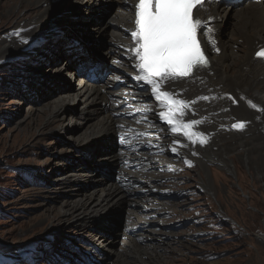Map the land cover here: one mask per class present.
<instances>
[{
	"label": "rangeland",
	"instance_id": "rangeland-1",
	"mask_svg": "<svg viewBox=\"0 0 264 264\" xmlns=\"http://www.w3.org/2000/svg\"><path fill=\"white\" fill-rule=\"evenodd\" d=\"M36 2L0 0V52L5 46L12 49L0 59V258L12 264H90L89 258L94 256L95 248H100L99 251L106 253L104 264H121L115 259L117 255L133 249L128 233L134 232L132 226L143 218L153 222L156 237L152 241L134 237L140 242L136 253L146 251L148 254L142 259L137 255V262H141L138 264H264V159L262 168L255 165L249 169L244 162L246 154L238 155L242 149L233 152L236 171L231 174L229 169L226 172L222 166L212 165L209 167V180L198 170L197 164L189 162L188 157L169 155L170 138L156 139V143L162 144L159 149L162 153H158V157L163 158V165L170 170L155 171L166 178L163 177L165 180L158 199H146L145 195L151 197L147 190L140 193L142 198L136 196L131 201L122 202L120 207L112 208L110 211L113 213L107 217V212L103 213L100 207L88 206V209L74 214L71 210L73 204H79L80 200L86 203L87 196H94L106 182L114 181L112 172L118 176L115 167L112 171L107 168L100 171V167H95V161L101 155L93 160L89 153L75 152L74 145L85 141L72 139L85 137L81 123L91 124L90 133L96 121L86 116V100L82 96L75 99L76 102L67 99L65 106L69 113L53 123V108L62 98L74 97L81 86V77L74 76L75 72L68 66L72 62L65 57L63 48H52V54L45 48L49 39L67 33L65 38L70 42L79 39L77 44L82 43L91 51L93 58H98L101 51L110 46L112 35L116 33L115 27L114 32L109 24L114 23L113 19L118 16V3H106L104 10H96L92 4L87 5L88 0L65 2L66 13L60 14L67 25L63 29L58 27L60 31L49 29L42 32L44 41L38 38L35 41L40 40V44L25 48V54L21 55L16 49L18 46L13 44H24L32 37H38L51 22L46 21L48 17L59 13L54 9L49 13L51 9L45 7L42 24L36 28L34 36L26 39L22 36L26 32L25 25L40 14ZM81 3L91 5L92 11L98 13L97 17L94 19L92 12L84 11ZM56 4L60 3L52 6ZM74 12L80 15L75 16ZM113 14L114 17L109 19ZM70 24V31H65ZM96 24L105 29L103 39L93 37L95 32L92 29ZM49 25L53 26L52 23ZM82 44L79 45L81 50L84 48ZM239 45L235 46L236 53H239ZM43 54L46 57L42 58ZM227 62L234 66L235 61ZM82 113L84 117L80 122ZM155 122L158 123L157 119ZM78 125L80 130L77 131ZM231 128L234 129L233 125ZM101 141L93 143L98 152L105 155L106 141ZM250 157H256L255 153ZM147 172L152 173V170ZM218 173L228 182L218 180ZM241 177L250 183L256 180L262 187L251 184L242 188L239 185ZM203 178L205 182L210 181L211 191L197 187ZM140 202L154 214L146 219L143 217L146 211L137 213ZM163 204L165 209L156 210ZM132 215L134 223L130 220ZM76 217L85 223L76 224ZM122 219L125 220L124 228L119 232ZM99 235L102 238L95 240ZM104 236L111 244L103 243ZM150 252L154 259H150ZM132 258L127 261L125 258V261H133Z\"/></svg>",
	"mask_w": 264,
	"mask_h": 264
},
{
	"label": "bare ground",
	"instance_id": "bare-ground-1",
	"mask_svg": "<svg viewBox=\"0 0 264 264\" xmlns=\"http://www.w3.org/2000/svg\"><path fill=\"white\" fill-rule=\"evenodd\" d=\"M35 1H37L35 5H39L40 7V10H38L40 14L30 24L25 25L26 32L22 36L26 37V39L29 36H34L33 33L36 28H39L42 24L44 12H46L45 7L51 9L49 13L52 9H54V12L57 11L59 13L48 17L49 19L46 21H51L50 23L53 26H50V23L46 24V27L39 33L38 37L34 36L35 38L28 39L24 44H13L15 47L18 46L16 49H19V52L22 53L21 55L25 54V48L39 45L40 40L35 41L38 38L44 41L42 32L45 31L46 33L49 29V31L54 29L60 31L58 27H61L62 24L67 25L68 23L60 13H66L65 2L69 0ZM112 2L118 3L116 12L118 16L113 19L115 22L110 23L109 26L110 28L115 27L116 33L112 35L113 38L110 46L105 50L103 49L98 58H93L91 51L84 47L82 43L77 44L80 42L78 39L80 37H77L78 35L76 36L78 41L73 42L65 38V36L68 37L67 33H64L61 37L54 36L51 40L49 39V44L45 48L50 54H52V48H63L66 54L65 57L69 61L73 63V60L77 59L73 64L69 63L68 65L71 66L76 77L78 75L80 76V73L77 72L79 66L86 63H92L93 65H90V67L87 66L88 68L84 69L85 72L89 73L90 70L97 67L98 71L94 77L103 76L99 84L85 83L84 77H81V86L77 88L78 92L75 93L74 97L62 98V101L51 112L55 118L53 120L54 123L69 113V109L65 106L67 99L76 102L75 99L82 96L86 100V116L92 117L96 121L92 124L93 129L90 133L88 131L91 124L90 126H86V123H81L84 127V132H86L85 137L81 138L79 136L72 139L74 141H85L74 143L75 152L77 154L89 153L93 160H96V157L101 155L100 159L95 161L97 163L95 167H100V171H103V168L112 171V168L115 167L116 175L118 176L117 180L112 172L114 181L106 182L101 190L95 191L94 196L86 195V203L84 201L82 203L80 200L82 204H73L71 210L74 214L89 206L100 207L103 213L105 211L107 212L105 213L107 217L113 213L110 211L112 208L116 209L118 208L116 206H119L122 202L131 201L136 196L142 198L143 195H140V193H144L147 190L151 193V197L145 195L146 199H154V201L158 199L161 196L159 194L161 191L160 187H162V183L166 178L161 176V174H157L155 171L170 172V170L165 164L163 165V158L159 159L158 157V153H162L160 151L162 144L156 143V139L168 140L170 138L169 144L171 149L169 155L173 157L180 155L188 157L190 159L189 162L195 165L197 164L198 170L204 173L209 180V167L212 165L222 166L226 172L229 169L231 170L229 171L231 174L236 171L234 165L236 160H232L234 159L233 152L240 149L243 151L239 152L238 155L246 154L245 157L247 160H244V162L249 165V169H253L255 165L262 168L264 159V58H259L255 54L264 49V4L245 2L240 5L227 6L223 3H207L204 10L200 12L201 19L214 29L215 44L219 51L211 47V45L207 46L206 54L210 60V67L201 70L198 78L194 82L191 81V78H187L178 81L174 86L171 84L168 85L169 88H174L175 92H182V97L179 98L185 101H197L191 104L189 109H186L185 120L189 121L194 119L202 122L195 125L193 130L201 132L207 138V143L200 144L197 142L196 144H192L182 134H174L169 130L170 126L161 121L158 115L160 111L158 102L146 90L145 85L133 79V76L136 74L135 69L132 67L134 61L125 49L133 44L130 38V32L134 27V5L136 0H88L87 5L92 4L96 10H99V8L104 10V7H107L106 3L111 4ZM53 3L60 4L52 6ZM87 5L84 6L81 3L83 10L92 12L94 14L93 18L95 19L98 13L95 14L92 11V6L90 5L89 7ZM59 8H61V11L58 10ZM30 12H36L38 14L37 11ZM115 14L109 16V19L110 17L113 18ZM74 15L80 14L74 12ZM104 16H107V14ZM53 17L54 19L50 20ZM97 24L92 29L95 32L93 37L95 39L98 37L103 39L105 29L104 27H98ZM71 26L70 24L65 31L69 32ZM115 30L113 28L114 32ZM55 34L52 33V35ZM81 44L84 47L82 50L79 49L82 48L79 46ZM237 45H239L237 50L240 49V54L234 50ZM100 46L102 48V41ZM37 49L42 48L37 47ZM10 50H12L10 46H5L3 51L0 52V59L5 58ZM41 57L44 58L46 56L43 54ZM227 60L235 61L236 64L234 63V66H232L231 62H227ZM204 96L208 97V99H199ZM253 104L256 106L255 108L251 106ZM192 111L195 112L194 116L191 114ZM83 113L80 115V122L84 117ZM74 118L72 117V120ZM156 119L158 123L155 122ZM144 123H148V128L152 129L151 133H148ZM237 123H243V129L231 128L232 125ZM75 124H78V122ZM76 129L77 131L80 130L79 125ZM153 133L157 135H153ZM113 136L114 139L112 140ZM96 137L99 138L96 139ZM121 137L124 138L123 142ZM101 139L102 141H106L104 147L105 155L100 154L93 143L94 141L100 142ZM160 140L157 142H160ZM177 140H179V143L174 144ZM173 146L176 147V152L172 151ZM214 150L218 151L214 152ZM146 151L148 152L146 153ZM254 153L256 157H250ZM148 169L152 170V173L147 172ZM238 174L240 176L242 175L241 172H238ZM217 179L226 183L228 182L222 175L217 177ZM251 184L257 188L262 187L256 180L250 183L245 177H241V181H239V185L242 188H248ZM134 186H137V188H134ZM197 187L204 191H211L210 188L212 189L210 181L207 180L205 182L204 178L198 183ZM141 203L143 202H140L137 213L146 211L147 214L143 217L152 216L154 213L151 209H147L146 204ZM165 208L163 204L158 206L156 210H163ZM174 213L177 216L179 215L175 211ZM76 218V224L81 225L85 223L79 217ZM84 219L86 220V218ZM130 220H133L134 223L133 215L130 216ZM152 224L153 222L148 219L145 221L143 218H139L138 223L132 226L134 232L128 233V240L133 245V249L117 255L115 259L117 263L138 264L140 260L137 262V255H139L140 259L148 255L146 251L143 254L136 253V249L138 250L140 248L138 247L140 242L134 237L142 240L147 239L148 241L154 240L153 238L156 237V234L152 229L154 227ZM101 238L102 236L97 237L95 240H100ZM103 238V243L111 244L106 236ZM95 249V258L94 256L89 258L90 264H104L106 253L104 255L103 252L99 251L100 248ZM151 255L150 259H154L152 253ZM130 257H133V261L126 262ZM96 258L100 259L99 262H97Z\"/></svg>",
	"mask_w": 264,
	"mask_h": 264
},
{
	"label": "snow or ice",
	"instance_id": "snow-or-ice-1",
	"mask_svg": "<svg viewBox=\"0 0 264 264\" xmlns=\"http://www.w3.org/2000/svg\"><path fill=\"white\" fill-rule=\"evenodd\" d=\"M215 0H136L134 27L130 32L132 46L125 51L133 59L136 74L133 79L146 86L160 107L161 121L172 133H180L192 144L207 143L201 132L194 131L197 120H185L186 109L196 100L185 101L168 85L191 78L194 82L201 70L210 67L207 46L216 48L214 29L200 17L207 3ZM219 51L218 48H216ZM264 58V49L256 52ZM199 99L207 100L208 97ZM253 108L256 106L251 105ZM193 116L195 112L191 113ZM243 129V123L233 125ZM123 142L124 138L121 137ZM179 143V140L175 141ZM172 151L176 152L175 146ZM195 155V153H193ZM0 264H12L0 258Z\"/></svg>",
	"mask_w": 264,
	"mask_h": 264
},
{
	"label": "water",
	"instance_id": "water-1",
	"mask_svg": "<svg viewBox=\"0 0 264 264\" xmlns=\"http://www.w3.org/2000/svg\"><path fill=\"white\" fill-rule=\"evenodd\" d=\"M65 24H62L61 25V29H63L65 26H64ZM124 223H125V220L124 219H122V222H121V224H120V226H119V232H122V230H123V228H124Z\"/></svg>",
	"mask_w": 264,
	"mask_h": 264
}]
</instances>
